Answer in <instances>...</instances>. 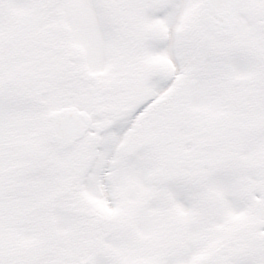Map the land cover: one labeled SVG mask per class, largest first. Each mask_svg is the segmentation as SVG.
Wrapping results in <instances>:
<instances>
[{
  "label": "snow or ice",
  "instance_id": "6c2138e0",
  "mask_svg": "<svg viewBox=\"0 0 264 264\" xmlns=\"http://www.w3.org/2000/svg\"><path fill=\"white\" fill-rule=\"evenodd\" d=\"M0 264H264V0H0Z\"/></svg>",
  "mask_w": 264,
  "mask_h": 264
}]
</instances>
